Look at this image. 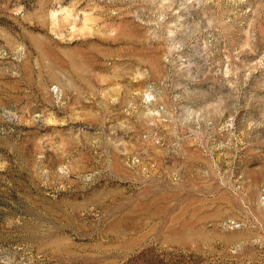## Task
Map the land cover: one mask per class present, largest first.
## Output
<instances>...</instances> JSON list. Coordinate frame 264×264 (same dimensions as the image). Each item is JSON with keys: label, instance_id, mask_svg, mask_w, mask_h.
<instances>
[{"label": "rangeland", "instance_id": "374dc122", "mask_svg": "<svg viewBox=\"0 0 264 264\" xmlns=\"http://www.w3.org/2000/svg\"><path fill=\"white\" fill-rule=\"evenodd\" d=\"M0 264H264V0H0Z\"/></svg>", "mask_w": 264, "mask_h": 264}]
</instances>
